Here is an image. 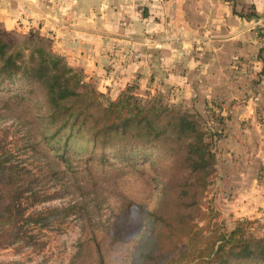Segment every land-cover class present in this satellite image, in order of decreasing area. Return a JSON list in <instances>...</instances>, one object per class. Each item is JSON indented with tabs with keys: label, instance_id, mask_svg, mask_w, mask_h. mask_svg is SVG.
<instances>
[{
	"label": "rangeland",
	"instance_id": "rangeland-1",
	"mask_svg": "<svg viewBox=\"0 0 264 264\" xmlns=\"http://www.w3.org/2000/svg\"><path fill=\"white\" fill-rule=\"evenodd\" d=\"M26 1L31 3L22 6L21 15L27 21L18 16L12 25L0 22L5 38L21 41L29 32L38 34L35 42L79 67L82 81L106 96L132 84L139 96L159 93L162 101L192 112L209 135L219 132L212 137L214 169L201 200H211L220 230L247 217L255 220L250 230L264 234L263 205L234 216L244 191L264 188V0H196L206 2L201 8H193V0H123L124 6L110 7L100 18L98 26L104 27L98 32L96 22H77L81 11L68 0ZM252 10L257 15L247 19ZM84 26L91 33L77 38ZM62 38L82 48L75 50L71 41L74 53H64ZM87 44L95 47L85 62ZM10 102L0 92V150L13 162L32 166L36 191L48 197L28 208L37 217L45 214L32 228L36 246L0 243V264L191 263L184 243L163 228L156 230L157 252L147 254L149 212L158 198L148 173L115 161L96 174L95 184L86 181L80 165L69 171L44 148L30 110ZM175 163L163 160L161 166L169 170ZM143 168L152 174L147 163ZM260 194L264 198V189ZM171 205L169 219L179 212Z\"/></svg>",
	"mask_w": 264,
	"mask_h": 264
},
{
	"label": "trees",
	"instance_id": "trees-1",
	"mask_svg": "<svg viewBox=\"0 0 264 264\" xmlns=\"http://www.w3.org/2000/svg\"><path fill=\"white\" fill-rule=\"evenodd\" d=\"M232 11L241 15L233 7ZM252 11L245 16L255 17ZM35 37L41 38L29 32L18 41L0 33V92L7 94L12 106L30 110L44 148L51 149L69 171L80 165L86 181L95 184L96 174L115 161L150 175L158 198L149 212L151 231L143 244L152 247L148 253L141 251V256L157 252L155 234L163 228L184 243L190 264H264V234L250 230L255 220L240 217L231 228L220 230L214 225L217 211L211 200H201L214 169L212 137L219 132L209 135L192 112L162 101L159 93L139 96L132 84L106 96L82 81L79 67L66 64ZM163 160L176 165L165 169ZM144 163L152 174L144 170ZM35 173L32 166L15 163L0 150V243L4 245L18 241L36 246L32 228L45 214L40 211L42 216L37 217L36 210L28 208L48 196L36 191ZM171 204L179 212L169 219Z\"/></svg>",
	"mask_w": 264,
	"mask_h": 264
},
{
	"label": "crops",
	"instance_id": "crops-1",
	"mask_svg": "<svg viewBox=\"0 0 264 264\" xmlns=\"http://www.w3.org/2000/svg\"><path fill=\"white\" fill-rule=\"evenodd\" d=\"M38 1V0H36ZM76 2H73V0H71V2H69L68 0V5L74 6V7H79V10L81 11V13L79 14L80 16H74L75 18H77V22L78 23H83V24H94L96 22V27L94 28L96 32H98L97 30L102 31L103 28H99V27H104L103 26H98V23H102L101 22V17H105L106 14H109V9L110 7L113 6H124V3H122L123 0H75ZM46 2V1H45ZM31 3L30 1H26V0H0V22L2 24L5 23H10L12 25V20H16L19 17H21V21H27L26 17L22 16V12H23V7L22 6H26L28 7V4ZM205 1H199L197 2L196 0H193V8H201L203 6H205ZM50 4L47 3V6H49ZM14 7H20L22 8L21 10H19V8H14ZM232 10V9H231ZM255 11V10H254ZM231 13V12H230ZM233 13V11H232ZM235 14V13H234ZM114 15V14H113ZM24 17V18H23ZM80 17V18H79ZM238 17V16H237ZM245 17V16H244ZM247 18V17H246ZM250 19V18H247ZM235 22V20H234ZM84 30H80L77 32L76 35L77 38L78 37H82V39L84 38H88V34L91 33V28L84 26L83 27ZM97 29V30H96ZM81 39V40H82ZM74 41V40H71ZM70 41V46L66 44V39L62 38L61 39V44H62V48L64 49V53H69V54H73V50H72V44ZM73 43H75V46H73L76 49H80L82 48V46H80L78 43H76V41H74ZM95 46H92L91 44H87V46L85 47V50L83 52L82 50V55L85 57L84 61L86 62L88 60V58H90L89 56H91L92 54V48ZM86 54V56H85ZM264 188H260L259 187H249L246 191H244L241 194V198H240V206L242 207V209L240 211H238L236 208H234V216L237 214H241V213H247V212H256L258 209V207L262 206L264 207V198H262L260 192L263 190ZM259 213V212H257Z\"/></svg>",
	"mask_w": 264,
	"mask_h": 264
}]
</instances>
